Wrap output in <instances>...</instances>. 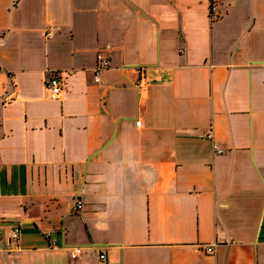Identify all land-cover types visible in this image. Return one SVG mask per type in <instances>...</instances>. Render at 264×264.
<instances>
[{
  "label": "crops",
  "instance_id": "0c3cea01",
  "mask_svg": "<svg viewBox=\"0 0 264 264\" xmlns=\"http://www.w3.org/2000/svg\"><path fill=\"white\" fill-rule=\"evenodd\" d=\"M0 264H264V0H0Z\"/></svg>",
  "mask_w": 264,
  "mask_h": 264
},
{
  "label": "built area",
  "instance_id": "2783aa9c",
  "mask_svg": "<svg viewBox=\"0 0 264 264\" xmlns=\"http://www.w3.org/2000/svg\"><path fill=\"white\" fill-rule=\"evenodd\" d=\"M220 16L221 13L218 4L215 1H212L210 3V9H209L210 21L212 22L216 21L220 18ZM110 66H111L110 59L107 56H105L102 52H98L96 59V67L94 69L96 82H100L102 72L109 69ZM64 85H65V81L62 73L54 72L46 82V88L48 90L50 99L52 100L59 99L63 93ZM146 85H147L146 75L142 74L138 82V86L142 92L146 91V87H147ZM137 125L138 126L141 125V120L137 121ZM207 137L213 138L212 132H209ZM83 208H84V202L82 200L81 194L77 193L74 195L73 198L72 210L78 212L81 211ZM18 236H19V228L15 227L11 231V239L17 240ZM54 244H56L55 241ZM206 249L209 253H212L214 251V246L207 245ZM80 252H81L80 248L75 249L74 253H72V257L73 258L77 257ZM100 258L103 261H105L106 255L101 254Z\"/></svg>",
  "mask_w": 264,
  "mask_h": 264
}]
</instances>
